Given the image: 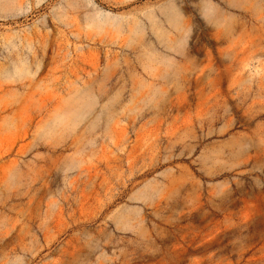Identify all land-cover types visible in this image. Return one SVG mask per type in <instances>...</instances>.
Returning <instances> with one entry per match:
<instances>
[{
  "label": "rangeland",
  "instance_id": "obj_1",
  "mask_svg": "<svg viewBox=\"0 0 264 264\" xmlns=\"http://www.w3.org/2000/svg\"><path fill=\"white\" fill-rule=\"evenodd\" d=\"M0 264H264V0H0Z\"/></svg>",
  "mask_w": 264,
  "mask_h": 264
}]
</instances>
